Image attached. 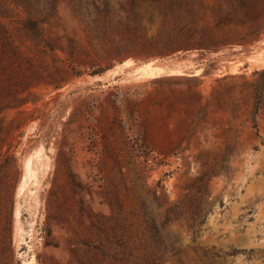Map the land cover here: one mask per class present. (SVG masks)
<instances>
[{"label":"rangeland","instance_id":"rangeland-1","mask_svg":"<svg viewBox=\"0 0 264 264\" xmlns=\"http://www.w3.org/2000/svg\"><path fill=\"white\" fill-rule=\"evenodd\" d=\"M50 1L0 0V264L140 263L145 214L180 249L155 264H264V0ZM127 59L184 72H109ZM200 177L194 233L165 214Z\"/></svg>","mask_w":264,"mask_h":264},{"label":"trees","instance_id":"trees-1","mask_svg":"<svg viewBox=\"0 0 264 264\" xmlns=\"http://www.w3.org/2000/svg\"><path fill=\"white\" fill-rule=\"evenodd\" d=\"M51 10L55 9L56 6V0H51ZM35 37H40L42 34V29L39 27V23L36 20H29V24L26 26ZM91 30H96L97 34H100L102 31V26L99 24H95L90 26ZM46 44H49V41L46 40ZM193 45V44H189ZM202 44H198V46H201ZM188 46V45H187ZM186 45L184 46H177V48L180 47H187ZM102 69L98 70H93L91 71L92 74L94 73H99L101 72ZM78 73L81 74V71H78ZM261 88L263 86H259L255 88V108L252 112V127L255 129V133L259 136V128L258 124L256 121V113L258 110L257 104L260 103L261 99ZM198 119V118H197ZM196 118L191 122V125L189 127V130L193 129L195 124H196ZM144 148L143 144L139 146ZM146 148V146H145ZM199 181V182H198ZM205 180L203 177H200L197 180V184H195V193L190 195V198L188 199L185 204L182 203H176L172 206H169L166 210V218L165 220L169 221L172 219H180V218H185L189 221V225L193 227L194 233H197L203 222H205L206 217L208 212L212 209V202H209L206 196L204 195V192L206 190L205 186ZM154 197L155 199H160V194L158 193V188L153 189ZM141 223L143 224L142 232H141V243L144 246V249L146 248L147 250L145 253H141L140 260L141 262L136 263V264H155L159 260L162 262V256L163 254L172 252V253H177L179 252V248L170 241H167L159 228V225L155 218L144 215L143 218L141 219ZM237 251L234 249L233 251L229 252L230 254L235 253ZM129 253H131V248L129 250ZM132 254V253H131ZM211 255H215L216 253L211 252ZM205 255H207V252H205ZM154 261V262H153Z\"/></svg>","mask_w":264,"mask_h":264},{"label":"bare ground","instance_id":"bare-ground-1","mask_svg":"<svg viewBox=\"0 0 264 264\" xmlns=\"http://www.w3.org/2000/svg\"><path fill=\"white\" fill-rule=\"evenodd\" d=\"M255 58H256L255 61H257L259 63H264V52L263 53L260 52L259 56L255 57ZM127 66H129V67L131 66V70H133L132 73L134 74V76L136 78H145V77H150V76H157V75H160L164 72H172V73L173 72H181V73L184 72V71H182V69L178 68L179 66L177 68H174V67L168 66L167 64H162L161 62H158V61L157 62H153V61L147 62L145 64L136 65L134 67V61L132 59H127L124 63L118 64L109 72L115 73L119 70L124 69ZM200 69H197L196 72H198ZM133 74H132V76H133ZM51 157H52V154L50 155L48 152L46 153V151H44V149L41 147L35 163L31 161L30 157L26 160V162L24 163V165L22 167L21 178H20L19 186H18V190H17L18 195L23 191V189L26 186L29 185L31 179L33 178V176H35L36 167L38 165H42L43 160L45 161V171L49 168ZM36 181L38 183V188H39V186L42 182V179L36 180ZM17 205H18V203H17ZM15 222H16V226L14 229V241H15L16 245H19V241L21 238H20L19 208H18V206H17L16 213H15Z\"/></svg>","mask_w":264,"mask_h":264}]
</instances>
